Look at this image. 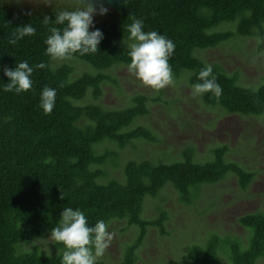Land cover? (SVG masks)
Listing matches in <instances>:
<instances>
[{
  "label": "trees",
  "instance_id": "trees-1",
  "mask_svg": "<svg viewBox=\"0 0 264 264\" xmlns=\"http://www.w3.org/2000/svg\"><path fill=\"white\" fill-rule=\"evenodd\" d=\"M93 3L98 10L99 0ZM103 4L107 14L94 16L95 28L104 34L99 50L69 58L86 62L95 72L74 75L72 60L46 55L44 41L51 27H64L54 23L55 15L75 10L80 0H52L47 5L41 0H0V264H61L66 250L62 243L54 242L59 252L28 245L58 226L66 207L84 212L89 226L100 220L108 228L114 220L135 225L137 236L121 263L134 264L149 227L168 233V213L162 206L154 218L143 214L147 198L156 199L166 184L171 183L179 201L189 205L203 184L217 183L233 173L245 189L254 176L228 162V147L223 145L214 149L213 160L203 163L195 161L193 148H186L183 159L172 162L138 155L124 163V180L111 177L108 166H119L126 147L138 140H156L148 127L132 126L149 113L151 99L138 93L130 106L117 110L105 109L98 100L103 84L113 79L108 70L130 63L127 26L136 17L143 19L144 31H157L175 43L169 64L176 77L187 70L193 85L200 82L199 71L212 65L222 94L201 95L205 104L230 113H264V83L257 88L242 85L238 73L228 74L221 64H208L194 54L196 49L217 47L240 35L259 34L264 40V0H103ZM45 15L52 19L47 25ZM231 23L236 24L234 29L218 30ZM27 24L35 28V35L9 44L16 28ZM259 49L264 50V41ZM22 61L34 68L32 88L20 94L4 92L9 82L4 68ZM40 63L46 67L36 68ZM45 86L56 89L50 115L39 107ZM239 223L248 230L245 239L212 231L204 243L189 245L182 259L172 264H223L220 254L227 258L224 264H264V212L247 213ZM97 264L104 263L97 260Z\"/></svg>",
  "mask_w": 264,
  "mask_h": 264
},
{
  "label": "rangeland",
  "instance_id": "rangeland-1",
  "mask_svg": "<svg viewBox=\"0 0 264 264\" xmlns=\"http://www.w3.org/2000/svg\"><path fill=\"white\" fill-rule=\"evenodd\" d=\"M223 25L218 30L236 26L234 23ZM263 41L259 34L240 35L217 47L196 49L194 54L208 64H221L228 74L238 73L240 84L257 88L264 83V50L259 49ZM64 60H72L70 62L75 64L74 75L84 70L95 72L79 59ZM127 65L119 64L108 70L113 79L103 84V95L98 103L105 109L117 110L130 106L132 97L138 93L148 95L151 99L149 113L138 117L132 126L148 127L156 140H138L133 146L126 147L119 166H108L111 177L124 180V163L138 155L144 158L155 155L172 162L182 160L183 151L193 148L195 161L203 163L213 160L214 149L223 145L228 147L225 155L228 162H236L254 173L245 189L233 173L217 183L203 184L195 202L189 205L179 201L171 183L166 184L156 199L147 198L144 216H158V208L162 206L168 213L165 222L168 233L161 234L158 227H149L139 259L134 264H172L174 260L182 259L189 245L204 243L206 235L212 231L223 237L232 235L245 239L248 230L239 223V218L247 213L264 212V113H230L223 107L205 104L201 95L193 94L188 79L191 72L187 70L179 78L173 74V82L157 91L144 86L130 74ZM137 229L135 225L129 226L127 220H114L108 228L114 234L113 240L98 260L104 264H121L126 248L137 236ZM50 235L51 232H45L28 248L35 245L43 252H59ZM174 249L179 252H172ZM220 260L223 264L227 262L223 254H220Z\"/></svg>",
  "mask_w": 264,
  "mask_h": 264
},
{
  "label": "clouds",
  "instance_id": "clouds-1",
  "mask_svg": "<svg viewBox=\"0 0 264 264\" xmlns=\"http://www.w3.org/2000/svg\"><path fill=\"white\" fill-rule=\"evenodd\" d=\"M44 4H50L52 0H41ZM109 3L112 0H108ZM100 6H94L93 0H80V6L73 11H60L55 15L54 23L64 27H51L50 35L45 39V54L52 59H68L74 54L80 56L95 54L98 46L104 39L103 32L95 28L94 16L105 15L108 8L103 0H99ZM52 19L44 16L43 23L49 24ZM93 29V30H90ZM35 28L31 24L17 27L12 33L8 43L11 45L23 39L25 36L35 35ZM129 40L128 56L130 63L127 70L144 86L154 90H161L173 82V72L169 64L174 51L175 43L157 31H144V21L132 17V23L127 26ZM46 65L40 63L36 68L43 69ZM34 68L28 61L16 64L14 68H4V75L9 82L3 87L4 92L20 94L32 88L31 76ZM197 79L199 83L192 85L194 95L211 93L219 97L222 89L213 74L212 65L205 66L199 71ZM56 104V89L45 86L40 93L39 107L45 115H50ZM51 239L62 243L65 251L61 257V264H97L99 257L103 256L110 246L114 234L108 231L105 221H97L94 226H89L84 212L80 209L66 207L58 222V226L51 229Z\"/></svg>",
  "mask_w": 264,
  "mask_h": 264
}]
</instances>
